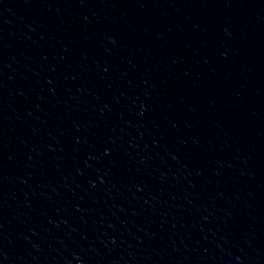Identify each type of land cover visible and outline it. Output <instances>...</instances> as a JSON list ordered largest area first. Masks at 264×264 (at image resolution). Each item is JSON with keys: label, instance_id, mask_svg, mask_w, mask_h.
Returning a JSON list of instances; mask_svg holds the SVG:
<instances>
[{"label": "water", "instance_id": "obj_1", "mask_svg": "<svg viewBox=\"0 0 264 264\" xmlns=\"http://www.w3.org/2000/svg\"><path fill=\"white\" fill-rule=\"evenodd\" d=\"M0 264H264V0H0Z\"/></svg>", "mask_w": 264, "mask_h": 264}]
</instances>
